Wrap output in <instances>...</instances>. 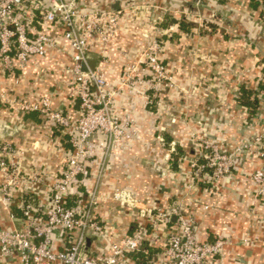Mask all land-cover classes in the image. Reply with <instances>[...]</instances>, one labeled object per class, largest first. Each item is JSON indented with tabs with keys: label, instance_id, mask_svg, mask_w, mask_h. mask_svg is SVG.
Wrapping results in <instances>:
<instances>
[{
	"label": "crops",
	"instance_id": "crops-1",
	"mask_svg": "<svg viewBox=\"0 0 264 264\" xmlns=\"http://www.w3.org/2000/svg\"><path fill=\"white\" fill-rule=\"evenodd\" d=\"M263 2L80 0L85 9L120 14L115 38L91 53V60L110 82H121L155 38L161 59L174 77L171 89H155L145 76L146 82L136 93L125 87L115 100L114 116L133 121L128 149L91 158L87 162L90 175L78 179L73 187L70 207H78L94 190L100 195L95 213L107 227L108 236L88 237L89 256L104 260L112 254L117 234H134L147 223L150 211L179 207L194 217L200 242L227 239L232 243L211 264H264V197L252 181L256 171L264 170L259 154L264 151V140L253 152L238 150L264 135V107L259 96L264 86ZM162 16L165 21L161 24ZM102 50L105 56L98 54ZM51 55L47 65L28 67L14 75L0 66V88L30 100L53 95L54 108L80 119V105L73 100L69 77L63 73L71 64L72 51L52 50ZM17 78L23 80L20 87L15 85ZM71 137L70 130L40 114L18 115L0 101V140L24 151L20 161L28 171L14 189L12 203L5 204L0 198L4 229L22 227L19 204L25 196L41 210L37 218H45L51 206V183L65 170L72 151ZM204 139L234 159L232 173L219 182L213 178L212 168L195 177L190 168L196 159L202 166L209 163L205 158L209 150L199 147ZM36 167L43 169L45 178L33 184L29 175ZM117 193L119 201L114 199ZM167 235L163 227L150 236L143 247L147 260L129 254L121 264H159ZM71 241L63 231H56L54 249L65 250ZM0 264L20 263L0 259Z\"/></svg>",
	"mask_w": 264,
	"mask_h": 264
},
{
	"label": "built area",
	"instance_id": "built-area-1",
	"mask_svg": "<svg viewBox=\"0 0 264 264\" xmlns=\"http://www.w3.org/2000/svg\"><path fill=\"white\" fill-rule=\"evenodd\" d=\"M164 21L162 16L158 23ZM119 23V12L88 10L80 4V0H0V66L3 71L14 75L26 71L28 67L41 68L52 59V50H71V64L63 73L68 75L72 98L79 103L82 111L78 122L73 124L74 115L66 116L54 108L53 95L46 94L30 100L21 93L0 88V101L12 107L18 115L38 113L61 129L72 132V151L65 170L51 183V206L44 213L45 218L41 221L37 218L41 210L25 196L19 204L23 215L22 227L7 230L0 225L2 260L18 259L20 264H121V260L129 254L143 252L150 236L163 227L167 228L168 235L164 251L158 257L159 264H211L225 247L232 244L227 239L200 242L194 217L183 208L172 207L157 213L150 211L147 223L139 226L132 235L117 234L113 238L112 254L104 260L87 254L89 236H108L107 227L95 213L100 195L94 190L78 207H70L69 202L78 179L90 175L87 162L91 158L101 154L107 157L108 153L128 149L133 121L131 118L123 121L114 116L117 96L125 92V87L135 92L146 82L145 77L155 89H171L174 85V77L161 59L160 44L156 38L143 49L136 63L129 66L120 84L110 82L98 66L95 71L90 69L88 61L91 60V53L95 48L107 46L115 38ZM65 45L70 50H66ZM104 52L102 50L98 54L105 56ZM84 65L88 72L83 71ZM137 74H140L139 77ZM22 83L21 78L15 80L16 87ZM259 96L264 107V86ZM97 136L104 140L96 141ZM262 140L264 135L247 141L238 150L240 153L244 150L253 152ZM199 145L200 149L209 150V155L205 156L209 163L202 166L199 159L193 160L190 168L195 173L194 177L206 168L214 169L213 178L218 182L232 173L234 159L230 155L221 152L220 147L210 140L204 139ZM259 154L264 160V151ZM23 155L24 151L16 144L0 140V198L5 204L15 200L14 189L28 172L20 161ZM43 174L42 168L31 170L30 182H43ZM252 181L259 187V195L264 197V170L256 171ZM114 199L119 201L120 193ZM173 218L177 220L174 222ZM56 231H63L66 237L72 239L67 249H54Z\"/></svg>",
	"mask_w": 264,
	"mask_h": 264
},
{
	"label": "water",
	"instance_id": "water-1",
	"mask_svg": "<svg viewBox=\"0 0 264 264\" xmlns=\"http://www.w3.org/2000/svg\"><path fill=\"white\" fill-rule=\"evenodd\" d=\"M118 5H116L115 6V9H118L119 7H117ZM88 66L90 67V69L92 70V71H95V69H96V66H97V63L95 62V61H93V60H89L88 61ZM83 71L84 72H88V68H87V66L86 65H84L83 66ZM57 108V107H56ZM58 109V108H57ZM59 111H61V110H59ZM173 221L175 222L176 221V218H173Z\"/></svg>",
	"mask_w": 264,
	"mask_h": 264
},
{
	"label": "trees",
	"instance_id": "trees-1",
	"mask_svg": "<svg viewBox=\"0 0 264 264\" xmlns=\"http://www.w3.org/2000/svg\"><path fill=\"white\" fill-rule=\"evenodd\" d=\"M262 2H263V1H262ZM263 3H264V2H263ZM68 115L71 116V114H68ZM77 121H78V118L72 120L73 124H76ZM69 206H70V202H69ZM145 251H146V250H144V251L141 252V253H138L137 257L139 258V260H141V261H142V260H144V261L147 260L148 256L145 254Z\"/></svg>",
	"mask_w": 264,
	"mask_h": 264
}]
</instances>
